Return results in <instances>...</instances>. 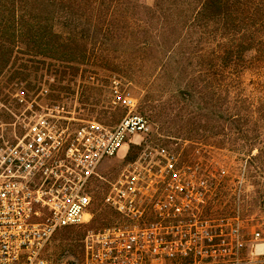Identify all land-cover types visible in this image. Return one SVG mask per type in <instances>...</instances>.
I'll return each instance as SVG.
<instances>
[{"label": "built area", "instance_id": "obj_1", "mask_svg": "<svg viewBox=\"0 0 264 264\" xmlns=\"http://www.w3.org/2000/svg\"><path fill=\"white\" fill-rule=\"evenodd\" d=\"M111 88L113 104L127 111L114 127L94 120L74 127L56 105L15 142L0 141V264H52L43 253L54 235L94 218L101 166L144 142L150 122L137 100L118 79ZM152 154L143 152L108 185L103 202L117 222L89 231L83 261L73 264H239L247 246L239 218L230 219L224 233L201 212L214 173L180 166L165 149ZM239 184L238 193L243 175ZM260 237L254 233L255 241Z\"/></svg>", "mask_w": 264, "mask_h": 264}, {"label": "rangeland", "instance_id": "obj_2", "mask_svg": "<svg viewBox=\"0 0 264 264\" xmlns=\"http://www.w3.org/2000/svg\"><path fill=\"white\" fill-rule=\"evenodd\" d=\"M140 1L149 6L154 3V0ZM219 65L217 74L211 68L207 69L204 99L195 95L186 102L175 97L172 90L176 85L169 84L166 92L158 91L161 85L157 77H149L144 64L145 79L155 80L150 90L143 86L138 76L128 73L120 61L114 64L93 60L74 66L46 60L45 64H32L34 72L23 83H9L6 77L0 79V141L15 142L40 115L56 105L64 107L62 115L69 118L74 127L92 120L114 127L127 113L113 104L111 87L114 79L120 81L123 90L132 93L138 102V112L150 122L144 142L136 145L141 149L130 150L129 147L127 152H121L101 166L99 174L103 179L97 180L92 191L96 217L82 226L58 231L45 248L43 258L46 261L52 264L81 263L88 232L105 227L97 217L103 212L113 216L103 202L108 185L139 161L143 152H152L155 157V150L165 149L178 157L180 166L198 164L202 173L205 170L214 173L215 178L210 181L215 187L201 211L203 217L210 219L215 229L223 225L224 233L228 231V221L238 217L247 245L240 253L239 264H264V154L261 170L255 158L258 147L262 146L256 142L255 131L257 109L264 103V96L258 90V76L254 70H247L230 80L224 63L221 61ZM180 108H183L182 114L188 115L173 117L180 115ZM226 108L240 118L228 124L222 118ZM162 112L174 115L165 118ZM128 154H132L130 161L126 160ZM220 168L226 173L222 174ZM242 175L243 184L238 193L236 187L240 185ZM115 217L110 226L117 222ZM256 232L261 234L257 241L254 240ZM252 244L255 245L254 252Z\"/></svg>", "mask_w": 264, "mask_h": 264}, {"label": "trees", "instance_id": "obj_3", "mask_svg": "<svg viewBox=\"0 0 264 264\" xmlns=\"http://www.w3.org/2000/svg\"><path fill=\"white\" fill-rule=\"evenodd\" d=\"M46 60L74 66L120 61L148 90L155 83L145 79L148 73L157 77L158 91L176 85L172 91L182 102L204 99L207 69L217 74L222 61L230 80L254 70L264 96V0H154L152 6L140 0H0V79L23 83L32 64ZM257 110L261 170L264 103ZM179 111L162 116L188 115ZM222 118L232 124L240 116L226 108ZM113 216L103 212L97 219L106 228Z\"/></svg>", "mask_w": 264, "mask_h": 264}]
</instances>
